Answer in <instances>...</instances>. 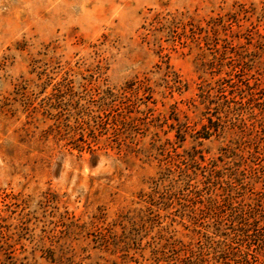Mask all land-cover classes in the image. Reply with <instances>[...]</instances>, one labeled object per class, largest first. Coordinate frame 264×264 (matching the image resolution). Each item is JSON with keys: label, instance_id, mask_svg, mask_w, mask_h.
Segmentation results:
<instances>
[{"label": "rangeland", "instance_id": "374dc122", "mask_svg": "<svg viewBox=\"0 0 264 264\" xmlns=\"http://www.w3.org/2000/svg\"><path fill=\"white\" fill-rule=\"evenodd\" d=\"M0 264H264V0H0Z\"/></svg>", "mask_w": 264, "mask_h": 264}]
</instances>
